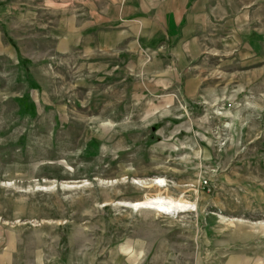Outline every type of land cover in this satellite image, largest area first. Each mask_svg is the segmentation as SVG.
<instances>
[{"label": "rangeland", "instance_id": "obj_1", "mask_svg": "<svg viewBox=\"0 0 264 264\" xmlns=\"http://www.w3.org/2000/svg\"><path fill=\"white\" fill-rule=\"evenodd\" d=\"M207 1L179 67L128 0H0V264H264V0Z\"/></svg>", "mask_w": 264, "mask_h": 264}, {"label": "crops", "instance_id": "obj_2", "mask_svg": "<svg viewBox=\"0 0 264 264\" xmlns=\"http://www.w3.org/2000/svg\"><path fill=\"white\" fill-rule=\"evenodd\" d=\"M128 1L121 14L132 18L134 41L139 48L144 46L158 54L170 53L179 67H185L207 48L217 50L222 47V24L214 21L227 15L220 1L212 10L208 9L207 0ZM236 24L237 20L234 22ZM241 33L237 32L235 26L231 35L236 43L232 48L236 49L238 44L248 47V32L243 34V45Z\"/></svg>", "mask_w": 264, "mask_h": 264}, {"label": "bare ground", "instance_id": "obj_3", "mask_svg": "<svg viewBox=\"0 0 264 264\" xmlns=\"http://www.w3.org/2000/svg\"><path fill=\"white\" fill-rule=\"evenodd\" d=\"M154 183H156L158 186H163L165 183V180L158 179ZM158 204V210L160 212H171L176 210H187L193 207L192 204L187 203L180 199H174L172 197H166V196H159L157 200Z\"/></svg>", "mask_w": 264, "mask_h": 264}]
</instances>
